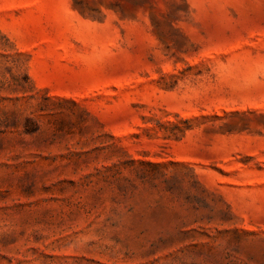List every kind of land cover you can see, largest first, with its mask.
Here are the masks:
<instances>
[{
  "label": "rangeland",
  "instance_id": "1",
  "mask_svg": "<svg viewBox=\"0 0 264 264\" xmlns=\"http://www.w3.org/2000/svg\"><path fill=\"white\" fill-rule=\"evenodd\" d=\"M0 264H264V0H0Z\"/></svg>",
  "mask_w": 264,
  "mask_h": 264
}]
</instances>
